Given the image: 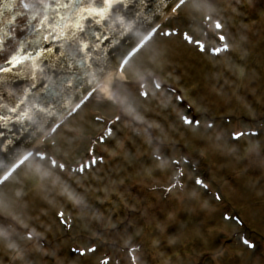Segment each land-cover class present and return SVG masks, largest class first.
<instances>
[{
	"label": "rangeland",
	"instance_id": "rangeland-1",
	"mask_svg": "<svg viewBox=\"0 0 264 264\" xmlns=\"http://www.w3.org/2000/svg\"><path fill=\"white\" fill-rule=\"evenodd\" d=\"M163 29L111 84L119 106L101 87L0 187V264H264V0H188Z\"/></svg>",
	"mask_w": 264,
	"mask_h": 264
},
{
	"label": "water",
	"instance_id": "water-1",
	"mask_svg": "<svg viewBox=\"0 0 264 264\" xmlns=\"http://www.w3.org/2000/svg\"><path fill=\"white\" fill-rule=\"evenodd\" d=\"M25 2L35 3L36 0H25ZM64 2L67 3L69 0H64ZM83 2L88 3L89 0H83ZM99 2L100 0H97V3ZM141 2L142 0H128V6L115 9L112 16L104 22L103 27L91 20L83 21L85 31L80 33L81 37L87 36L92 43L95 42V37L91 36L93 32L96 36L104 35L109 38L108 40L102 39L99 44V48L103 51L89 49V58L83 64L79 63L80 56L83 54L75 55L70 40L49 39L45 41L26 19L18 20L15 27V39L16 41H35L36 43L27 46L28 51L40 48L44 50L45 55L40 62L44 72L38 73L40 78L36 82V87L30 89V95L23 97L24 103H20L22 90L29 87L30 79L27 77L21 79L14 73L8 76L0 75V117H5V120L0 122V176L61 119L85 92L121 65V54H128L152 29L164 12L177 3V0H149L147 3L143 0V7L140 6ZM18 10L19 8H15L12 11ZM117 13L119 14L118 21ZM61 14L71 16L70 11L65 13L61 10ZM49 15L55 16L56 14L50 10ZM68 22L71 23V19ZM32 23L37 24L36 21ZM109 25L111 30H108ZM0 27L3 25L0 24ZM44 34L47 35V33ZM113 36L116 39L112 40ZM12 43L9 41V45ZM62 52L63 55H61ZM5 57L6 53H0V67L5 66ZM69 77L72 78L74 87L62 91L59 88V82ZM46 84L50 86L47 91L45 90ZM57 91L62 92L54 96L53 94ZM33 105H35L34 108ZM41 107H45L43 121L29 120L24 116L25 112H28L30 116H35V110Z\"/></svg>",
	"mask_w": 264,
	"mask_h": 264
},
{
	"label": "snow or ice",
	"instance_id": "snow-or-ice-1",
	"mask_svg": "<svg viewBox=\"0 0 264 264\" xmlns=\"http://www.w3.org/2000/svg\"><path fill=\"white\" fill-rule=\"evenodd\" d=\"M128 0H100L97 3V0H89L88 3H84L83 0H69L65 3L64 0H36L35 3H27L25 0H0V24L3 27H0V53H6L5 57V66L0 67V75L8 76L10 74H15L17 77L23 79L27 77L30 79L31 83L28 88L22 90V97L20 103H24L23 97L30 95V89L36 87V82L40 78L38 73L44 72V68L41 66V60L44 57L45 53L42 48L39 50L28 51L27 46L31 43H36L35 41H16L15 39V27L19 19H26L28 24L36 28V32L40 33L43 40L48 41L49 39H55L57 41H71L73 44V52L76 54H83L80 56L79 63H86L88 57V50L95 49L103 51L99 48V44L102 39H109L107 36H96L95 33H91V36L95 37V42L92 43L89 41L87 36L81 37L80 33H84V20H91L95 24L104 26V22L112 16V13L118 7H127ZM141 7H143V0L141 2ZM182 6V0H177V4L174 6L178 8ZM19 8L18 11L13 12L12 10ZM173 9V10H174ZM55 13V16H50L49 11ZM61 10H64L65 13L71 12V16L62 15ZM8 13V15H6ZM71 19V23H69ZM117 21L119 20V14L116 16ZM36 21L37 24L32 22ZM122 23V21H120ZM38 25V26H37ZM74 26V27H73ZM217 29L221 30L222 25L217 24ZM108 30H111V26H108ZM44 33H47L45 35ZM175 33H165V35H174ZM112 40L116 37H111ZM186 42H191L189 38L185 35L184 37ZM220 47L218 49H212L211 53L215 56H219L221 52H227L228 47L226 43V37L223 35L217 37ZM9 41H12V45H9ZM111 42V41H110ZM196 47L201 51H209L205 46L197 44ZM64 53L62 52L61 55ZM128 54H121V63L125 61ZM49 85H45V90L49 89ZM74 87L72 78H65L59 82V88L62 91L72 89ZM57 91L53 95H59L60 92ZM12 94V93H10ZM91 90L84 93V96L90 98ZM83 96L81 99L83 100ZM79 103V102H77ZM45 103V107H46ZM35 105H33V108ZM45 107H41L35 110V116H30L28 112L24 113V116L29 120H39L43 121L45 117ZM5 117H0V122H3ZM186 124H192L194 121L184 118ZM112 128L108 127L106 129V135H111ZM245 133L238 132L232 136L234 141H239ZM250 135H255V133H250ZM98 143L104 142V135H102L97 140ZM95 150H93L94 153ZM90 159L89 168H93L98 163L102 162L94 158ZM179 164V162H177ZM79 171L83 172L86 169H80ZM196 184L201 187H206V185L201 180H196ZM220 197H217L219 199ZM59 221L67 225L68 221L64 219V214L58 213ZM243 243L245 246L251 248L254 247L250 242L244 240ZM94 247L89 246L87 252H95ZM86 252H80L81 256L86 255ZM102 264H110L108 259L102 261Z\"/></svg>",
	"mask_w": 264,
	"mask_h": 264
},
{
	"label": "bare ground",
	"instance_id": "bare-ground-1",
	"mask_svg": "<svg viewBox=\"0 0 264 264\" xmlns=\"http://www.w3.org/2000/svg\"><path fill=\"white\" fill-rule=\"evenodd\" d=\"M181 8V7H180ZM179 8V9H180ZM178 9V10H179ZM177 10V11H178ZM172 15H175V13L174 14H172ZM137 55V54H136ZM135 55V56H136ZM134 56V57H135ZM134 57L125 65V67L123 68V70H125L127 67H128V65L133 61V59H134ZM115 81H119V82H126L127 80H126V78H125V76H124V74L122 73V74H116V72L114 71L113 73H109L108 75H107V77L104 79V80H102V82H101V85L100 86H102L103 88H104V91H105V93H106V95H108L109 96V94H110V86H111V84L113 83V82H115ZM81 111V110H80ZM77 115V114H76ZM58 131V130H57ZM57 131H56V133H57ZM55 133V134H56ZM15 174V173H14ZM13 174V175H14ZM12 175V176H13ZM11 176V177H12ZM9 181V180H8ZM7 181V182H8ZM6 182V183H7Z\"/></svg>",
	"mask_w": 264,
	"mask_h": 264
},
{
	"label": "flooded vegetation",
	"instance_id": "flooded-vegetation-1",
	"mask_svg": "<svg viewBox=\"0 0 264 264\" xmlns=\"http://www.w3.org/2000/svg\"><path fill=\"white\" fill-rule=\"evenodd\" d=\"M107 248H109V249H130V248H132V246H125V247H123V246H117V245H108V247Z\"/></svg>",
	"mask_w": 264,
	"mask_h": 264
}]
</instances>
